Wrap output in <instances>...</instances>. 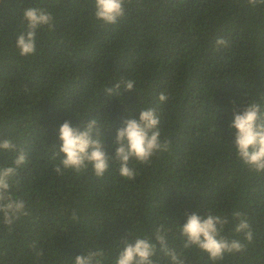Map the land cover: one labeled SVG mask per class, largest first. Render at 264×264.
<instances>
[{
    "label": "trees",
    "instance_id": "1",
    "mask_svg": "<svg viewBox=\"0 0 264 264\" xmlns=\"http://www.w3.org/2000/svg\"><path fill=\"white\" fill-rule=\"evenodd\" d=\"M28 7L50 12L54 28L37 30L35 53L21 56L15 41ZM125 9L106 25L94 18V0H0V142L27 153L13 192L30 213L11 230L0 225V264H74L88 249H103L105 264H113L119 241L152 236L160 224L187 264H212L178 239L194 211L230 220L234 211L246 214L252 241L239 235L245 249L217 264H264V174L237 159L229 128L234 108L264 97V5L125 0ZM218 38L227 46L217 50ZM122 78L135 89L108 97L104 89ZM149 107L169 150L136 165L134 180L115 165L103 178L91 169L54 172L53 144L64 121L83 130L97 118L110 145L123 120ZM13 157L0 152V166H11ZM231 227L226 234L234 235ZM155 259L168 264L163 253Z\"/></svg>",
    "mask_w": 264,
    "mask_h": 264
},
{
    "label": "clouds",
    "instance_id": "2",
    "mask_svg": "<svg viewBox=\"0 0 264 264\" xmlns=\"http://www.w3.org/2000/svg\"><path fill=\"white\" fill-rule=\"evenodd\" d=\"M251 7L264 5V0H246ZM125 0H94V18L103 24H116L125 15ZM22 22L24 30L17 36L15 46L21 56H29L36 51L37 30L47 27L54 28L53 16L45 9L28 7L23 10ZM216 48L226 47L228 41L223 38L216 40ZM135 81L120 79L111 87L104 89L108 97L121 96V89L131 91ZM161 103L168 97L160 93ZM264 97L250 99L240 109L233 110V119L229 128L234 130V138L230 142L237 159L250 172L264 174ZM139 117L122 121L112 137L111 144L102 138V129L106 124L91 117L74 127L71 120L64 121L58 129V143H54L52 159L56 161L54 172L63 175L72 171L80 174L91 169L97 178H103L110 167L115 165L118 173L126 180H134L138 175L136 165H149L158 153L169 150V142L161 140L159 118L153 108H142ZM110 126V125H107ZM111 149L114 154H109ZM0 152L14 153L11 166H0V225L11 230L14 223L28 216L26 201L15 195L14 185H19L17 179L19 170L26 167L27 153L23 148L9 139L0 142ZM76 219L75 214L72 217ZM232 225L230 231L225 229ZM169 229L164 224L158 225L152 236L137 235L132 239H122L117 244V254L113 264H159L155 259L157 253H163L168 264H187L186 257L175 248L169 247ZM251 242L253 232L246 214L240 211L232 213L231 220L223 213L200 214L194 211L186 214V222L179 225L178 239L182 241L183 249L197 248L207 254L212 264L222 261L226 255L241 252L246 245L239 239ZM159 245V247H158ZM34 247V246H33ZM43 255L42 251L35 253ZM103 249H88L86 254L77 255L74 264H105Z\"/></svg>",
    "mask_w": 264,
    "mask_h": 264
}]
</instances>
